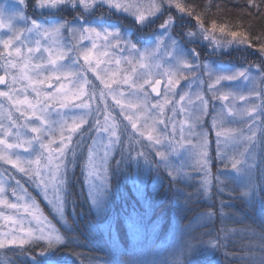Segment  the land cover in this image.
I'll return each instance as SVG.
<instances>
[{"label": "snow or ice", "instance_id": "6c2138e0", "mask_svg": "<svg viewBox=\"0 0 264 264\" xmlns=\"http://www.w3.org/2000/svg\"><path fill=\"white\" fill-rule=\"evenodd\" d=\"M210 6L208 4L203 10H198L194 0H14L13 3L0 0V28L6 27L9 33L6 39H0V61H3L0 67L4 69V74L0 75V85H3L0 98L11 104L21 117H26V122L22 125L13 121L11 115L8 119L13 122L7 127L0 123L5 137L0 138V145L8 150L22 147L34 157L24 159L14 151L0 152V161L11 165L27 178V183H24L15 174H11L16 184L15 187L9 185L12 187L14 200L6 198L7 190L0 183V205L16 210L14 215L5 216L4 219L13 226L20 225L19 228L12 227L8 232L0 233V249L6 246L14 248L13 254L18 252L25 257L26 264H44L39 257L68 249L70 245L80 241L77 221L73 219L76 213L72 199V177L76 168L80 169V177L83 178L82 187L87 186L88 190L86 202L92 217L85 231L89 236L119 248L122 242L136 241L142 232L154 228L159 223V217L153 219L156 215V203L139 188L137 203L141 204V210L133 208L124 216L113 217L110 214L109 193L112 186L109 182V170L112 162L117 171H123L120 167L122 164L132 165L140 159H144L153 168L164 167L170 177V210L183 219L181 214L191 210V196L186 197L183 204L177 200L175 205H171L172 198L177 194L173 189L182 186L185 179L193 177L185 172L183 166L172 167L168 157L176 153L178 147L170 145V153L155 149V155L160 161L156 163L145 152H137L123 137L127 135L133 140L139 136L150 143L160 144L159 137L154 135L157 124H164L165 127L171 124L175 133V121L179 113L186 110L182 102L187 97V103H192L188 93L181 94L179 78L190 75L195 79H200L201 75L208 76V91L213 100L233 101L223 105L218 120L213 118L214 128L218 123L221 129L225 123H232L226 120L224 110H227L228 116L234 119L238 117L247 126V131H216L218 159H224L219 148L221 143L225 148L242 146L243 152L239 156L231 157V168L237 175H248L247 183L239 193L244 208L232 209L227 214L255 215L259 211L261 217H264V184L251 176V172L257 167L258 154H264V96L256 93L261 100L259 104L249 100L247 104L238 107L234 101L248 100L253 92L249 91L248 96H245L243 92L231 90L239 82L252 84L257 75L253 74L251 65L235 71H214L208 62H201L200 59L201 50L205 47L210 50L211 55L223 54L229 47H235L249 55L258 53L259 63L255 65V73L264 80V28L254 33L251 24L245 27L241 22L236 26L218 23L215 19L209 27L205 14ZM234 7H239L242 12L246 11L253 19L264 17V0H246V5L238 4ZM240 19L242 21V17ZM125 22L137 32L153 29L150 46L143 51L138 48L128 32L121 27ZM217 32L231 39L222 41ZM25 33L28 35L25 36ZM41 38L45 42L51 41V44L42 45ZM186 45L192 47L187 48ZM44 52L48 53L47 59L43 56ZM117 52L127 54L116 59L117 65L121 60H127L131 65V75L125 74L122 81L114 78L115 72L109 77L107 73L110 69L100 68L101 64L111 63ZM164 57L167 59L164 60ZM81 59L87 65V71L92 72L104 89L109 90L107 95H111L119 106L118 116L128 122L131 133L128 132V125H124L122 131L119 130L121 124L118 116L107 106L103 90L100 91L99 100L95 98L97 89L94 84L91 88L92 94H88L84 85L90 83V78L84 74L82 66L77 67ZM155 61H160L155 64L157 68L166 67L167 71L154 75L151 67ZM137 66L147 71L137 72ZM165 76L166 85L162 84ZM21 81L28 82L35 94L34 98L30 99L25 95L20 99L16 86ZM120 83L133 91L128 95L121 91L117 96L112 85ZM43 84H47L50 90L44 91L36 86ZM145 84L151 87L157 99H151ZM177 96L178 101L175 100ZM196 99L200 103L189 116V131L192 133L200 116L207 115L211 103L205 95L197 94ZM93 102L97 105L105 102L103 122L99 116L94 123L89 119ZM19 105L25 107H18ZM96 110L100 111L98 106ZM167 112L172 115L168 116ZM32 120L39 123L27 122ZM179 123L180 134L183 136L184 121L180 120ZM20 127L28 129L34 135L22 138ZM197 135L199 144L196 146L195 163L190 167L199 174L206 172L209 161L208 134L201 131ZM222 136L223 140L220 139ZM7 137H15V142H10ZM117 154L119 159L116 158ZM134 183L138 181L134 180ZM208 183L205 179L201 185L205 194L208 193ZM226 183V179L221 181V191ZM43 204L48 206V212L55 218L56 223L46 214ZM70 204L73 206L72 216L67 215ZM144 204L147 205L146 208L143 207ZM225 207L231 206L222 204L218 210L221 219L226 215ZM215 215L217 210L213 209L199 214V219L207 221ZM27 217H31V221ZM26 224L30 226L26 227ZM183 228L191 232L189 225H183ZM220 231L226 233L228 230L221 228ZM247 231L253 234L259 232L264 240V229L250 227ZM223 239L224 236H218L205 240L200 235L190 234L181 248L180 258L173 260L172 264H200V258L207 249L217 251L223 247ZM256 246L250 244V248L254 249ZM258 246L264 255V242ZM73 253L74 249H70V254ZM252 255L254 252L249 251L239 258Z\"/></svg>", "mask_w": 264, "mask_h": 264}, {"label": "trees", "instance_id": "16d2710c", "mask_svg": "<svg viewBox=\"0 0 264 264\" xmlns=\"http://www.w3.org/2000/svg\"><path fill=\"white\" fill-rule=\"evenodd\" d=\"M189 2H193V0H189ZM194 2L198 5V10H203L205 5H211L210 10L205 14L209 27L211 21L215 19L218 23H230L236 26H239L241 22L245 27L251 24L254 33L264 28V17L253 19L246 11L242 12L239 7H234L238 4L246 5V0H194ZM126 24L129 25V23ZM133 38L134 41L140 42L137 40L138 37L133 36ZM186 47L188 46L186 45ZM201 51H204L203 48ZM258 55V53L249 55L242 50L231 48L220 54L219 58L220 61L226 63V66L243 68L250 65L255 67L259 63ZM132 148L137 152H145L148 158L155 162L154 152L146 143L136 141ZM261 157H259L258 167H256L255 180L264 184V163L261 162ZM116 158H120L118 154ZM120 167L123 171H117L114 162H112V167L109 170V182L112 186L109 193L110 214L113 217L124 216L133 208L141 210V204L137 203L138 186L137 183H134L137 178L141 181L140 189H143L142 191L152 197L156 203V215L153 216V219L159 217V223L154 228H148L146 232H142L136 241L122 242L119 248L109 245L104 240L89 236L85 229L91 220L92 213L86 202L87 194L85 186L82 187L83 178L80 177V169L76 168L75 175L72 177V199L76 213L73 219L77 221L76 227L80 231V241L70 245L68 249L51 253L46 257H39L44 261V264H172L173 260L180 258L181 248L184 242L189 239L190 234L200 235L205 240L224 236L223 247L217 251L207 249L200 258V264H264V255L261 254L258 246L264 240L260 237L259 232L253 234L247 231L250 227H255L258 230L264 229V217H261L259 211L255 215L249 213L227 214L232 212V209L244 208V203L239 198L241 190L230 181L231 179L223 185V191L218 190V186L215 188L216 185H214L207 195L194 180L183 181L182 186L174 188L173 191L177 194L172 198L171 205H175L177 200L183 204L184 199L191 196L189 204L191 210L182 213L183 219H181L174 211L170 210L169 196L172 195L169 191L170 177L165 172L156 170L154 177L153 167L145 163L144 159H140L132 165L124 163ZM222 204L231 206L224 208L226 215L223 219L218 214ZM43 207L47 210L45 206ZM143 207L146 208L147 205L144 204ZM213 209L217 210V215L207 221L199 219V214L207 213ZM72 214L73 206L70 204L67 208V215L72 216ZM183 225H189L191 232L185 230ZM221 228L228 231L221 233ZM250 244L257 246L253 249L250 248ZM70 249H74L73 254H70ZM14 251V248L0 250V259H6L9 264H26L25 257L20 256L18 252L13 254ZM249 251H253L254 255L246 256L244 259L239 258Z\"/></svg>", "mask_w": 264, "mask_h": 264}, {"label": "rangeland", "instance_id": "374dc122", "mask_svg": "<svg viewBox=\"0 0 264 264\" xmlns=\"http://www.w3.org/2000/svg\"><path fill=\"white\" fill-rule=\"evenodd\" d=\"M7 3H13L14 0H6ZM173 11H175L173 9ZM31 10L29 9V15H31ZM193 24H195V21L192 22ZM17 27H19V25H17ZM121 27L128 32L129 37L133 40V36L138 37V41L140 42H136V45L138 48H140L142 51L150 46V34L153 31V29H147L145 32H137L135 30V28H133L130 24H126L122 23ZM8 30L7 28H0V39H6L7 35H8ZM25 36H27L28 34L25 33ZM175 35V33H174ZM217 36L220 37V39L222 41H227L230 40V37H225V36H221V34L219 32H217ZM25 43H27V41H25ZM41 43L43 44H51V41H47L45 42L43 38H41ZM73 43H75V41H73ZM187 48H191L192 45H187ZM120 47H123V45H120ZM231 48H235V47H229L228 50H230ZM203 52L201 55V62H208L211 67L213 68L214 71H223V70H238L240 68H233V67H229L226 66V63H223L222 61H220L219 55H211L210 54V50L208 48H203ZM227 50V51H228ZM225 51V52H227ZM25 54H27V50L24 49ZM205 52V53H204ZM127 55L126 53H119L117 52L115 57L113 58L112 62L109 64H101L100 68L104 69H110V71L107 73V75L109 77H111L112 72L116 73V76L114 77L117 80H123V76L125 74L131 75V65L128 63L127 60H121V63L119 65L116 64V59H118L120 56H125ZM43 56L45 59H47L48 53L44 52ZM212 57V58H210ZM210 58V59H209ZM104 59H107L106 57ZM164 60L167 59V57L163 58ZM3 61H0V65H2ZM156 63H160V61H155V63L152 65L151 67V72L155 75L156 73H160L163 74L165 71H167L166 67H161V68H157L155 66ZM83 67L84 70V74L90 78V83L84 85L86 91L88 92L89 95H91V88L93 87V84L95 85L97 91L95 93V98L96 100H99V96H100V91L103 90L106 94V104L107 106L111 109L114 110L115 114H119L120 112V108L118 105H116V103L113 101L112 96L111 95H107L108 93V89H104L103 85L100 83L99 80L96 79L95 75H93L92 72L87 71V65L84 64V61L81 59L79 60V64L77 65V67ZM93 67H95V63H93ZM247 66L243 67L246 68ZM253 68V74L257 75V79L252 83V84H246L244 82H239L236 85L233 86V88L231 89L232 91H238V92H243L245 96H248L249 91H252L253 94L248 97V100L242 101L240 99H236L234 101L235 105L240 107L243 106L245 104L248 103L249 100H254L257 104H259L261 102L260 98L256 95V93H259L260 96H264V80H262L261 78H259L258 74L255 73V67ZM10 71H17L15 69H10ZM147 70L145 69H141L139 68V66H137V72H146ZM182 71H186L183 70ZM4 74V69L3 67H0V75ZM41 79H43V76L40 77ZM180 92L181 94L183 93H188L191 98H192V103L189 104L187 103V97L186 100L182 103L185 104V112L183 113H179V105H177V113H179L175 124H176V131L175 133H173V129H172V125L169 124L167 127H165L164 124H157L155 125V127L157 128V132L154 134L156 136L159 137L161 143L160 144H155V143H150L148 140L143 139L142 137L137 136L135 139L130 140L129 137L127 135H125L123 137V139L125 140L126 143L130 144V146L134 147L135 146V142L137 141H142L144 143L147 144V146L150 148L151 151L154 152L153 156L155 157V162L156 163H160V161L158 160V158L155 155V149H159L162 152H171V146H177L178 147V151L176 153H173L171 155H169L168 159L171 162V165L173 168L176 167H181L183 166L185 169V172L188 173L189 176H192L193 179H185L184 182H189L191 180L196 181L200 187L202 185V182L206 179L208 180V193L210 192V189L212 186L216 185L215 188L218 186V190L221 191V181L226 179L227 181H232L233 183H235V185H237V187H239V189L242 191L244 189V185L247 183L248 180V175L246 174H241V175H237L236 172L231 168V157L233 155L239 156L240 152H243V147L240 145H236L233 148H225L223 143H221V145L219 146L220 148V152L221 155L224 156V159H218L217 157V150H218V145H217V136H216V131L217 130H222L227 132L228 129H232L233 131H239L240 129H244L245 131H247V126L243 123H241L240 119L237 118H233L228 116L227 110H224V116L226 118V120H230L232 121V123H225L223 129L220 128L219 123L217 124L216 128L213 127V118H217V120L219 119L218 114L220 113L223 105L225 103H233V101H231V99L229 101H220L218 99L213 100L211 94L208 91V83H209V78L208 76L205 75H201L200 79H195L194 76H188L187 78H183L180 77ZM142 84L144 83L143 80L140 81ZM51 83H53L54 85L56 84L55 81H51ZM154 83V81H153ZM162 84H167V77L165 76ZM37 87L42 88L44 91H49L50 89H48L47 84H43V85H36ZM17 89L19 90V97L20 99H23L25 95H28L30 99L34 98V93H32L31 91V86L28 84L27 81H21L17 86ZM112 87L114 89H116V95L119 96V93L121 91L125 92V95H128V93L132 92L133 90L131 88H128L127 85L120 83L119 85L117 84H113ZM144 87L147 89L148 93L150 94L151 99L155 100L158 97L156 96L155 93L152 92L151 87H149L147 84L144 85ZM0 89H3V85H0ZM51 90H54L51 89ZM227 90V89H226ZM197 94H201V95H205V97L211 102L209 104V108H208V113L207 115H201L199 121L196 123V128L194 129V133H199L201 131L206 132L208 134V155H209V161L206 167V172H200L199 174H197L195 171L192 170V168L190 167L191 165H193L195 163V153H196V146L199 144V138L197 134H194L192 132L189 131V116L190 113H194L195 111V106L199 105V101L196 99ZM175 100H179V97H175ZM0 102H2V107H0V123H2L5 127H7L10 123H12L13 121L18 122L19 125H22L26 122V117H21L19 112L16 111V109L9 104L4 98H0ZM105 102H101L99 103V105H97V103L93 102L91 105L92 108V114L89 117V119H91L93 121V123L95 122V119L97 118V116H99L100 120L103 122L104 119V109H105ZM214 105V107H213ZM97 106L99 107L100 111L97 112ZM18 107L24 108V105H19ZM171 107V106H169ZM30 111V110H29ZM128 111H131V109H128ZM167 111V110H166ZM11 115V117L13 118V121H10L8 119V117ZM168 116H171L172 113L171 112H167ZM53 118L55 119V116H53ZM118 120L121 124V128L119 129L120 131L123 130V126L124 125H128V122L126 120L123 119L122 116H118ZM183 120L184 121V133L183 136H181L180 134V123L179 121ZM30 124H38V121L32 120V121H27ZM143 121H141V125H142ZM149 123H151V121H149ZM257 123L259 124L260 121L258 120ZM138 125V126H141ZM17 129H13V131H16ZM19 131L22 133V138H30L32 137L34 134L32 132H30L28 129L20 127ZM128 132L131 133V127L130 125H128ZM259 135V133H258ZM0 138H5L3 136V130L0 129ZM6 139H8L10 142H15V137H7ZM221 140L224 139V137L222 136L220 138ZM34 147H38L36 145H34ZM53 147H55V145H53ZM187 150V151H186ZM8 151H14L16 152L18 155H20L22 158L24 159H30V158H34L32 156H30L29 152H25L24 149L22 147H18L12 150H8L5 148L4 145H0V152H8ZM226 153V155H225ZM261 154H258L257 157V167H258V163H259V157H261ZM262 161L264 163V155L261 157ZM225 165H227V167H225ZM264 167V166H263ZM154 172V177L156 176V170H162L163 172H165L167 174V170L164 167H160L159 169L153 168ZM11 174H15L16 177H19L21 179L22 182L27 183V178L23 177L16 169H13L11 167V165L9 164H5L3 161H0V183H2L5 188H6V198L10 199V200H14L15 198L12 196V187H15V179H12ZM168 175V174H167ZM251 176L253 177V179L255 180V176H256V168L251 172ZM135 181H138L137 183V188H141V181H139L137 178ZM9 185H11L12 187H9ZM86 189V194H87V186H85ZM143 190V189H141ZM206 194V195H207ZM43 206L46 207L47 210L46 214L49 215L50 219L53 220V223H56L55 218L51 215L50 212H48V206L46 204H43ZM16 213V210L14 209H9L7 207H5L4 205H0V233H4V232H8L10 230V228L15 227V228H19L20 225L16 224L15 226L11 225L10 221H7L4 219L5 216L8 215H14ZM22 215H26L21 213ZM28 221H31V217H27ZM30 226L29 224L25 225ZM19 234V233H17ZM7 248H12L9 246H6L3 249H7ZM0 249V250H3ZM0 263L1 264H9V262L6 259H0ZM52 264V263H49Z\"/></svg>", "mask_w": 264, "mask_h": 264}]
</instances>
